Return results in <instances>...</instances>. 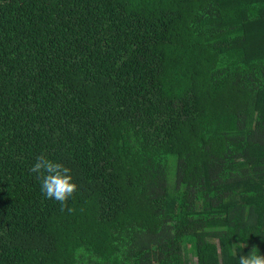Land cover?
<instances>
[{"label":"trees","instance_id":"16d2710c","mask_svg":"<svg viewBox=\"0 0 264 264\" xmlns=\"http://www.w3.org/2000/svg\"><path fill=\"white\" fill-rule=\"evenodd\" d=\"M41 155L69 169L65 200L41 191ZM250 251L264 255V0H0V264Z\"/></svg>","mask_w":264,"mask_h":264},{"label":"clouds","instance_id":"9594fccd","mask_svg":"<svg viewBox=\"0 0 264 264\" xmlns=\"http://www.w3.org/2000/svg\"><path fill=\"white\" fill-rule=\"evenodd\" d=\"M31 170L42 176L41 191L46 198L63 201L76 189L72 177L68 174L69 169L43 155L36 158ZM238 264H264V255L250 251L247 255L239 256Z\"/></svg>","mask_w":264,"mask_h":264},{"label":"rangeland","instance_id":"374dc122","mask_svg":"<svg viewBox=\"0 0 264 264\" xmlns=\"http://www.w3.org/2000/svg\"><path fill=\"white\" fill-rule=\"evenodd\" d=\"M191 261H192V263H196V259L195 258H191Z\"/></svg>","mask_w":264,"mask_h":264}]
</instances>
